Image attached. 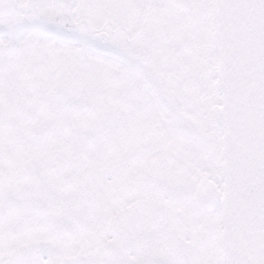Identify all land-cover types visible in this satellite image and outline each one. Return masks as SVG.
<instances>
[{
    "label": "snow or ice",
    "instance_id": "6c2138e0",
    "mask_svg": "<svg viewBox=\"0 0 264 264\" xmlns=\"http://www.w3.org/2000/svg\"><path fill=\"white\" fill-rule=\"evenodd\" d=\"M0 264H264V0H0Z\"/></svg>",
    "mask_w": 264,
    "mask_h": 264
}]
</instances>
